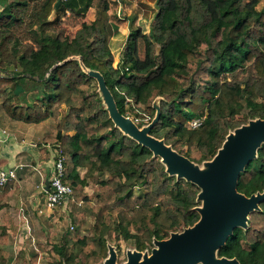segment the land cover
<instances>
[{
  "label": "trees",
  "instance_id": "16d2710c",
  "mask_svg": "<svg viewBox=\"0 0 264 264\" xmlns=\"http://www.w3.org/2000/svg\"><path fill=\"white\" fill-rule=\"evenodd\" d=\"M57 1L0 0V108L19 122H56L45 141L55 162L63 159L69 205L87 206L48 264H105L114 240L150 255L157 241L200 221L201 189L116 125L91 74L104 79L123 116L132 110L149 118L146 126L159 116L150 135L201 167L236 130L264 120V0H158L147 32L124 19L121 0H61L56 10ZM111 26L130 27L116 67ZM28 82L39 87L30 99ZM194 119L202 121L196 129ZM237 190L264 194V144ZM4 218L0 264L10 259L13 220ZM217 256L264 264V200Z\"/></svg>",
  "mask_w": 264,
  "mask_h": 264
},
{
  "label": "water",
  "instance_id": "95a60500",
  "mask_svg": "<svg viewBox=\"0 0 264 264\" xmlns=\"http://www.w3.org/2000/svg\"><path fill=\"white\" fill-rule=\"evenodd\" d=\"M61 0L55 6L58 10ZM82 60V58H80ZM99 80L109 112L118 127L163 159L168 171L179 178L196 184L201 193L200 221L182 233L156 242L149 254L128 252L127 264H240L238 260L219 258L217 252L224 247L237 228H247L249 216L259 209L264 194L246 197L238 192L240 174L256 159L258 149L264 144V120L252 121L232 133L214 160L205 164L206 170L178 154L164 141L150 135L159 122V116L149 126L140 129L130 118L123 116L99 74ZM50 190V183L47 184ZM105 264H117V253L110 250Z\"/></svg>",
  "mask_w": 264,
  "mask_h": 264
},
{
  "label": "crops",
  "instance_id": "0c3cea01",
  "mask_svg": "<svg viewBox=\"0 0 264 264\" xmlns=\"http://www.w3.org/2000/svg\"><path fill=\"white\" fill-rule=\"evenodd\" d=\"M121 2V14H124L128 23L134 17V25L143 27L144 23L154 20L156 0ZM140 9L143 12L140 13ZM129 29L128 26L119 29L111 26L109 29L112 49L121 58V45ZM56 134L57 124L52 119L39 124H27L11 119L0 108V162L5 168L16 169L18 174L17 180L0 188V220L9 215L16 220L22 217L23 222L51 221L54 214L47 206L46 188L54 171L55 155L45 138ZM44 148L49 149L50 157L43 151Z\"/></svg>",
  "mask_w": 264,
  "mask_h": 264
},
{
  "label": "rangeland",
  "instance_id": "374dc122",
  "mask_svg": "<svg viewBox=\"0 0 264 264\" xmlns=\"http://www.w3.org/2000/svg\"><path fill=\"white\" fill-rule=\"evenodd\" d=\"M157 1L158 0H156V2ZM139 12L141 13L143 12V10L140 9ZM121 15L123 16L124 14ZM152 22L148 21V23H144L143 27H139H141L144 32H147V30L150 29ZM137 27L138 26L136 24L132 26V28ZM145 28H147L146 31ZM120 58V54L115 53V67L117 66ZM25 88L27 90V97L29 99L31 98L32 93L38 91L39 89V87H35L34 82H28ZM134 108L135 107L133 106L132 109L135 111L136 108ZM132 112V110L129 112L130 116H132ZM145 127L146 126H140L141 129ZM201 167L202 170L207 169L205 165ZM85 192L87 195H91L94 193L92 187L86 188ZM79 204L75 208L67 205L63 208L54 209L52 211V214L54 215L53 217H51V221L46 219L47 222L45 223L40 220H38L36 223H32L30 220H28V222H23L22 217H19L17 219L19 221L18 222L16 219L12 218L13 224L9 229L11 238L9 241V245L5 246L6 250L9 252L10 258L6 262V264H33L35 254L39 255L37 264H48V256L53 250V247L56 244H59L64 238L73 237L74 233L79 230L81 225L84 223L83 213L85 212L87 206L85 203H81L82 206H79ZM72 212H74V214L80 218L79 224H75L72 222V219L70 218V213ZM43 216L44 215H42V217ZM0 223L2 225H5V221L3 220V218H1ZM15 227L18 229V231L16 234H13V228ZM71 227H74V229L72 230ZM43 245L45 246V250L41 251L40 246ZM112 246L117 253V264H127L129 252V246L127 245V243L122 240H114L112 242Z\"/></svg>",
  "mask_w": 264,
  "mask_h": 264
},
{
  "label": "built area",
  "instance_id": "2783aa9c",
  "mask_svg": "<svg viewBox=\"0 0 264 264\" xmlns=\"http://www.w3.org/2000/svg\"><path fill=\"white\" fill-rule=\"evenodd\" d=\"M128 115L126 117L130 118L138 127L146 126L149 123V118H139ZM202 121L200 119H194L189 122V126L193 129L200 127ZM18 174L16 169L5 168L0 162V188H5L12 181L17 180ZM50 190H46L47 194V206L49 209H59L69 205V202L73 199V189L68 186L65 182V165L63 159H59L55 162L54 171L49 181ZM79 206H82L80 203ZM73 230L74 227H71Z\"/></svg>",
  "mask_w": 264,
  "mask_h": 264
},
{
  "label": "clouds",
  "instance_id": "9594fccd",
  "mask_svg": "<svg viewBox=\"0 0 264 264\" xmlns=\"http://www.w3.org/2000/svg\"><path fill=\"white\" fill-rule=\"evenodd\" d=\"M147 126H149V125H147ZM147 126H146V127H147ZM139 128H140V127H139ZM140 129H141V128H140Z\"/></svg>",
  "mask_w": 264,
  "mask_h": 264
}]
</instances>
